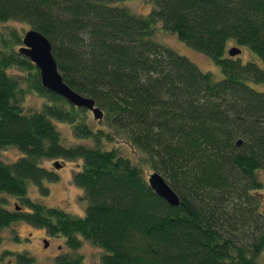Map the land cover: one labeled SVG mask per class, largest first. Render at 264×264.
I'll return each instance as SVG.
<instances>
[{
    "label": "trees",
    "instance_id": "16d2710c",
    "mask_svg": "<svg viewBox=\"0 0 264 264\" xmlns=\"http://www.w3.org/2000/svg\"><path fill=\"white\" fill-rule=\"evenodd\" d=\"M149 1L140 13L126 0H0V22L44 33L64 81L104 111L96 119L44 86L20 51L24 33L0 29V148L21 152L0 158V240L24 220L66 237L55 264H89L76 252L83 238L102 248L99 264H264V0ZM159 27L206 53L223 77L156 38ZM232 43L257 59L230 55ZM28 93L46 101L30 108ZM56 121L78 141L67 143ZM52 158L79 160L83 215L29 196L30 182L48 191L58 179L44 163ZM149 169L178 205L156 193ZM15 257L35 264L27 251Z\"/></svg>",
    "mask_w": 264,
    "mask_h": 264
},
{
    "label": "rangeland",
    "instance_id": "374dc122",
    "mask_svg": "<svg viewBox=\"0 0 264 264\" xmlns=\"http://www.w3.org/2000/svg\"><path fill=\"white\" fill-rule=\"evenodd\" d=\"M126 4L140 13H147L151 9V2L149 0H126ZM7 25L16 26L22 34L30 26L24 21L11 20L8 22H0V29L5 28ZM156 38L190 56L203 70L212 71L216 79L223 77L220 66L215 63L211 57L187 45L184 41L179 39L175 33L159 27L156 32ZM232 45H236V43H232L231 46ZM241 48L242 52L239 57L243 61L257 59L258 55L252 52L247 46L242 45ZM45 101V98H42L39 94L28 93L24 103L30 108H40ZM56 124L62 130L67 143L78 141L75 139L71 127L68 124L59 121H56ZM113 145H122L127 153L133 154L134 152V149L128 143H120L118 141V143ZM20 154L21 152L16 146L0 148V158H3L5 161H15ZM55 160V158L47 159L44 163L47 167L55 169L58 172V179L45 182V186L49 189L48 191L30 182L28 184L29 196L47 205H57L65 208L71 213L83 215L85 213L87 201L82 198L83 190L78 187L72 179L74 170H77L76 167L78 166L79 160H67L65 163L63 162V165L59 168L53 166ZM152 171L153 170L149 169L147 175ZM1 196L0 194V197ZM8 198L11 207L19 204L15 196L9 195ZM1 235L0 256L4 255L1 261L7 264H17L15 255L22 251H27L33 255L35 264H55L57 254L69 249L64 242L66 237L63 235L50 236L44 227L34 225L24 220L17 221L11 226L3 228L1 230ZM46 240H48V246L45 244ZM6 251H10L11 253L5 254ZM76 252L83 254L85 260L89 264H99L103 250L101 247L83 238L81 246Z\"/></svg>",
    "mask_w": 264,
    "mask_h": 264
},
{
    "label": "water",
    "instance_id": "95a60500",
    "mask_svg": "<svg viewBox=\"0 0 264 264\" xmlns=\"http://www.w3.org/2000/svg\"><path fill=\"white\" fill-rule=\"evenodd\" d=\"M22 43L20 51L29 56L39 67L44 86L61 94L77 106L91 109L96 119L103 118L104 111L100 106L96 105L94 98L81 94L64 81L53 54L52 42L44 33L33 27L28 28L23 34ZM228 52L230 55L235 56L242 52V48L239 45H232L229 47ZM241 142L242 139L237 141L238 144H241ZM53 165L59 168L63 163L55 160ZM148 181L156 193L165 198L171 205H178L180 203L179 194L159 171L150 172ZM45 244L48 246V240L45 241Z\"/></svg>",
    "mask_w": 264,
    "mask_h": 264
}]
</instances>
